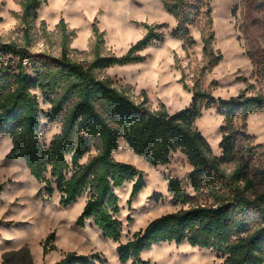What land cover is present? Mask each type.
Masks as SVG:
<instances>
[{
	"label": "trees",
	"instance_id": "16d2710c",
	"mask_svg": "<svg viewBox=\"0 0 264 264\" xmlns=\"http://www.w3.org/2000/svg\"><path fill=\"white\" fill-rule=\"evenodd\" d=\"M43 1L19 0L20 19L28 22L35 17ZM161 2L177 21L172 36L182 38L185 47L192 45L194 40L188 25L196 20L200 8L207 2ZM252 3L255 10L264 11V0H252ZM205 14L206 22L202 26L207 31L201 30L202 52L216 63L221 54L211 45L209 7ZM142 25L146 30L144 35L125 53L116 55L106 51L103 32L93 24V39L85 62L71 57L70 42L74 33L63 19L58 22L59 54L31 51L29 38L23 44L0 39V58L10 55L17 59L15 67L11 60L0 62V134L8 135L11 140L6 157L23 159L30 175L44 184L38 193L44 189L50 196L56 191L63 206L88 192L77 225L83 227L91 219L104 237L118 241L121 225L115 217L119 206L114 189L134 179L132 198L144 187L142 174L132 164L112 157L119 138L151 165L167 164L171 153L180 151L192 167L188 180L195 197L211 201L154 218L143 230L117 246L118 260L126 263L132 259V264H148L139 258L142 250L162 242H186L201 249H213L223 257L221 262L205 264H264V190L257 191L258 182L250 174L248 160L244 158L250 147L236 145L237 130L233 125L237 115L246 117L249 113L264 111V94H248L244 89L222 101L194 89L187 108L169 113L162 102L157 108L147 104L146 93L137 100L126 86L98 77L97 70L142 61L140 51L153 41L162 40L163 31L159 27L164 23ZM247 55L259 68L261 61L255 60L254 53L248 50ZM183 87L187 89L185 84ZM35 91L50 105L44 112L49 120L67 110L61 130L53 135L48 146L38 137L42 109ZM215 102L225 122L219 143L221 157L213 155L194 125L202 107ZM86 154L88 158L82 161ZM47 172L49 178L45 177ZM258 177L264 182V167ZM167 188L175 203L192 199L184 195L178 178L168 179ZM51 237L52 234L47 239ZM46 251L44 245L43 253ZM94 257L68 252L55 264H94Z\"/></svg>",
	"mask_w": 264,
	"mask_h": 264
},
{
	"label": "rangeland",
	"instance_id": "374dc122",
	"mask_svg": "<svg viewBox=\"0 0 264 264\" xmlns=\"http://www.w3.org/2000/svg\"><path fill=\"white\" fill-rule=\"evenodd\" d=\"M205 2L207 5L200 8L196 20L188 25L194 43L186 47L182 38L172 36L177 21L161 0H44L36 16L28 22L20 19L19 0H0V39L23 44L29 38L31 51L59 54L58 22L63 19L74 33L70 42L71 57L85 62L89 58L93 24L103 32L106 51L121 55L144 35L143 23H164L159 27L163 31L162 40L153 41L140 51L142 61L97 70L96 75L126 86L137 100L146 93L147 104L157 108L162 102L169 113L187 108L194 89L222 101L244 89L248 94H264V11L255 10L252 0ZM208 7L212 19L211 45L221 54L216 63L202 52L201 30L207 31L202 25L206 22ZM248 50L254 53L256 61H261L259 68L247 55ZM9 60L15 67L16 57L0 58V62ZM35 93L42 109L38 137L48 146L53 135L61 130L67 110L49 120L44 115L50 106L48 101L38 91ZM223 118L215 102L202 107L194 123L217 157L222 155L219 143L225 125ZM233 125L237 130L236 145L250 147L244 158L248 160L250 174L258 182L257 191H262L264 182L260 181L258 172L264 167V111L252 112L246 117L237 115ZM10 147V137L0 134V264H55L68 252L93 255L94 264H132V259L126 263L118 260L120 243L131 239L160 215L211 201L195 197L188 180L192 167L182 152L171 153L167 164L151 165L119 138L112 157L132 164L142 174L144 187L132 198L134 179L114 189L119 206L115 217L121 225V235L118 241H113L104 237L90 220L83 227L77 225L88 192L68 206L59 203L60 194L56 191L50 196L44 189L38 193L44 184H38L30 175L23 159L6 157ZM87 158L88 154L82 161ZM45 177L49 178L48 172ZM170 178H178L184 195L192 199L173 202L167 188ZM139 258L148 264H205L223 260L213 249L198 251V247L186 242L153 244L142 250Z\"/></svg>",
	"mask_w": 264,
	"mask_h": 264
},
{
	"label": "crops",
	"instance_id": "0c3cea01",
	"mask_svg": "<svg viewBox=\"0 0 264 264\" xmlns=\"http://www.w3.org/2000/svg\"><path fill=\"white\" fill-rule=\"evenodd\" d=\"M37 182V181H36ZM38 183V182H37ZM39 184V183H38ZM39 189V188H38ZM88 220H90V221H92L91 219H88Z\"/></svg>",
	"mask_w": 264,
	"mask_h": 264
},
{
	"label": "bare ground",
	"instance_id": "6f19581e",
	"mask_svg": "<svg viewBox=\"0 0 264 264\" xmlns=\"http://www.w3.org/2000/svg\"><path fill=\"white\" fill-rule=\"evenodd\" d=\"M184 246V245H183ZM195 248V247H194ZM201 249L198 248V251H200Z\"/></svg>",
	"mask_w": 264,
	"mask_h": 264
}]
</instances>
